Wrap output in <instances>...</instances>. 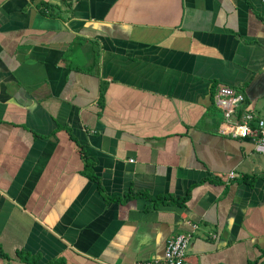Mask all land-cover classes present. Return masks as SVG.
<instances>
[{
  "label": "crops",
  "instance_id": "1",
  "mask_svg": "<svg viewBox=\"0 0 264 264\" xmlns=\"http://www.w3.org/2000/svg\"><path fill=\"white\" fill-rule=\"evenodd\" d=\"M220 86L264 120V0H0V264L161 258L188 222L192 264L263 256L264 150Z\"/></svg>",
  "mask_w": 264,
  "mask_h": 264
},
{
  "label": "built area",
  "instance_id": "2",
  "mask_svg": "<svg viewBox=\"0 0 264 264\" xmlns=\"http://www.w3.org/2000/svg\"><path fill=\"white\" fill-rule=\"evenodd\" d=\"M243 95L228 86H220L214 96L215 103L223 110V119L219 132L230 137H252L258 147L264 150V120L256 119L253 112L248 111L238 117L237 107L243 102ZM234 177V171L226 173ZM190 229L170 236L165 243L161 258L138 260L132 264H192L187 257V248L197 223L188 222Z\"/></svg>",
  "mask_w": 264,
  "mask_h": 264
},
{
  "label": "trees",
  "instance_id": "3",
  "mask_svg": "<svg viewBox=\"0 0 264 264\" xmlns=\"http://www.w3.org/2000/svg\"><path fill=\"white\" fill-rule=\"evenodd\" d=\"M239 114H241V111L239 110ZM79 154H80V156L84 159V161L86 162V165L88 166V167H90L91 166V163H90V161H89V159L87 158V156L85 155V153H84V151H83V148L81 147L80 148V151H79ZM95 177V176H94ZM255 178H256V174H252V175H243L242 177H241V181L243 182V183H248L249 185L250 184H252L253 182H254V180H255ZM101 187V186H100ZM102 189V188H101ZM127 193H129V191L127 192ZM126 193V194H127ZM125 194V198H128L130 195L129 194H127L126 195ZM137 193H135V195H136ZM138 194H143V193H138ZM145 196H147L146 194H144ZM189 197V190L186 192V194L184 195V197H181V198H179V197H173L172 195H165V196H162V197H154L153 198V200L155 201L156 199H158V198H161V202H165L166 200H172V201H174L175 203H177V204H183L185 201H186V199ZM1 256L4 258V259H6V260H9V257H8V255L4 252V251H2L1 250ZM17 255L20 257V259L23 261V262H25L26 264H37L38 263V258L37 257H29L28 258V256L29 255H26L24 252H21V251H18L17 252ZM257 262V259H255L254 261H251V262H248L247 264H255ZM45 264H66L65 263V261H64V259H62V258H57V259H52V260H50V261H48L47 263H45ZM261 264H264V260L261 262Z\"/></svg>",
  "mask_w": 264,
  "mask_h": 264
},
{
  "label": "water",
  "instance_id": "4",
  "mask_svg": "<svg viewBox=\"0 0 264 264\" xmlns=\"http://www.w3.org/2000/svg\"><path fill=\"white\" fill-rule=\"evenodd\" d=\"M263 260H264V255L261 256V257L257 260V262H256L255 264H259V263H261Z\"/></svg>",
  "mask_w": 264,
  "mask_h": 264
}]
</instances>
